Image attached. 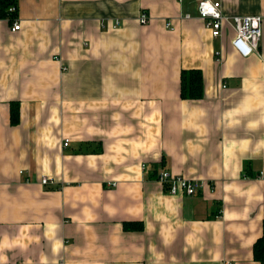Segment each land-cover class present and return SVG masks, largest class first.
<instances>
[{
    "label": "crops",
    "instance_id": "obj_1",
    "mask_svg": "<svg viewBox=\"0 0 264 264\" xmlns=\"http://www.w3.org/2000/svg\"><path fill=\"white\" fill-rule=\"evenodd\" d=\"M10 1L20 28L0 13V264H261L264 0H219L226 15L261 16L248 57L232 31L210 35L199 0ZM190 68L201 96L183 99ZM161 169L205 186L171 195Z\"/></svg>",
    "mask_w": 264,
    "mask_h": 264
},
{
    "label": "built area",
    "instance_id": "obj_2",
    "mask_svg": "<svg viewBox=\"0 0 264 264\" xmlns=\"http://www.w3.org/2000/svg\"><path fill=\"white\" fill-rule=\"evenodd\" d=\"M196 15L204 23V27L209 31L214 38H221L225 29L232 31L230 45L232 49L240 57H248L252 54L258 55L259 40L261 37V21L259 15H226L221 8V1L219 0H199L196 6ZM8 13H15L16 6L11 5L7 8ZM191 15L185 13L183 17L189 18ZM10 19V17H8ZM13 23L11 30L16 31L20 28L17 19H11ZM141 24H146L149 17L145 12H141L138 17ZM118 24V21H116ZM170 25V24H169ZM220 55V53H217ZM218 57V56H217ZM217 59L220 60V57ZM68 144V139H64L63 145ZM144 167V165H142ZM156 179L171 195L186 194L194 195L197 191H201L205 183L203 180H192L182 175L173 174L167 169H161L156 175ZM40 182L42 184H53L54 179L51 176H41ZM110 186H115L116 183H109Z\"/></svg>",
    "mask_w": 264,
    "mask_h": 264
},
{
    "label": "trees",
    "instance_id": "obj_3",
    "mask_svg": "<svg viewBox=\"0 0 264 264\" xmlns=\"http://www.w3.org/2000/svg\"><path fill=\"white\" fill-rule=\"evenodd\" d=\"M12 4L10 0H0V13L2 16L10 17L11 20L14 13H8L7 8ZM202 91V73L200 69L190 68L182 69L180 72V96L183 99H194L201 96ZM11 120L16 122L17 120V104L11 105ZM125 223V228H129ZM136 224L135 228H141L140 223ZM131 227V226H130ZM254 257L264 264V221H263V232L260 238L256 240L253 245Z\"/></svg>",
    "mask_w": 264,
    "mask_h": 264
},
{
    "label": "bare ground",
    "instance_id": "obj_4",
    "mask_svg": "<svg viewBox=\"0 0 264 264\" xmlns=\"http://www.w3.org/2000/svg\"><path fill=\"white\" fill-rule=\"evenodd\" d=\"M58 59V58H57ZM164 187V186H163ZM168 193V192H167Z\"/></svg>",
    "mask_w": 264,
    "mask_h": 264
}]
</instances>
